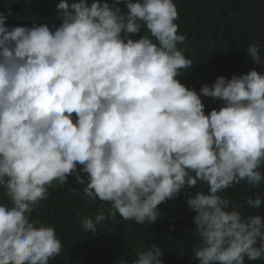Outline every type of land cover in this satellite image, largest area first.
I'll use <instances>...</instances> for the list:
<instances>
[{
	"label": "clouds",
	"instance_id": "1",
	"mask_svg": "<svg viewBox=\"0 0 264 264\" xmlns=\"http://www.w3.org/2000/svg\"><path fill=\"white\" fill-rule=\"evenodd\" d=\"M124 2L127 13L101 0H60L46 19L9 10L10 29L0 14V192L9 199L0 202V264H49L60 254L55 228L30 217L48 186L74 173L90 201L138 224H155L159 205L204 183L207 193L186 201L200 238L194 259L264 257V217L245 218L219 195L241 180L264 181L259 42L227 52L215 72L229 79L189 85L190 71L180 70L193 66L184 54L192 50L178 47L190 39L177 2ZM142 26L150 35L130 38ZM106 219L85 216L81 226L96 232ZM163 255L152 245L134 264H164Z\"/></svg>",
	"mask_w": 264,
	"mask_h": 264
},
{
	"label": "trees",
	"instance_id": "2",
	"mask_svg": "<svg viewBox=\"0 0 264 264\" xmlns=\"http://www.w3.org/2000/svg\"><path fill=\"white\" fill-rule=\"evenodd\" d=\"M58 1L60 0H0V14L6 17L5 26L10 29L12 21L7 16L9 10L19 11L22 17L37 15L46 19L51 16V6ZM101 2L118 6L124 13L128 11L124 0L119 5H114V0ZM174 2L179 6L181 25L190 39V44L184 41L178 47L183 52L186 48L192 50L184 54L192 60L193 66L180 70L190 71L184 75V79L190 82L189 85L198 86L206 81L213 84L221 76L229 79V74L215 71L223 68V57L236 46L258 41L260 55L264 60V0ZM91 3L92 0H88L89 6ZM13 19L15 22L22 21ZM143 35L150 33L142 26L141 32L130 34V38L138 40ZM256 70L264 74V63ZM223 103L221 101L219 105L205 106V114H210L213 109L219 110ZM258 170L264 174V163ZM85 186L86 184L77 181L75 173L64 183L53 181L47 188L46 199L33 208L30 219L53 226L62 243L60 254L50 259L49 264H134L138 253L150 249L152 245L160 247L164 253L161 257L164 264H199L193 256V248L200 244L193 223L196 213L188 207L186 201L197 191L207 193L206 184L198 182L194 189H182L177 197L159 205L157 212L160 215L155 224L148 221L138 224L134 220H125L119 213L113 217L109 212L111 204L99 198L90 201L84 193ZM219 195L238 206L245 218L255 215L264 217V181L256 187L241 180ZM257 196L262 200L260 208H250L246 200H254ZM2 201H9L5 192H0V202ZM99 214L107 216V219L97 225L96 232L82 228V217L95 219ZM244 264H264V257L254 261L245 257Z\"/></svg>",
	"mask_w": 264,
	"mask_h": 264
}]
</instances>
